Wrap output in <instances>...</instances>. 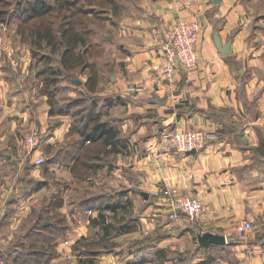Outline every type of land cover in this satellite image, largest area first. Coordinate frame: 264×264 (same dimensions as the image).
<instances>
[{
    "label": "crops",
    "instance_id": "0c3cea01",
    "mask_svg": "<svg viewBox=\"0 0 264 264\" xmlns=\"http://www.w3.org/2000/svg\"><path fill=\"white\" fill-rule=\"evenodd\" d=\"M120 10L111 64L99 67L94 91L87 79L79 89L99 96L100 122L108 123L121 144L111 153L118 184L107 183L115 191L109 195L82 198L79 214L65 212L74 204L63 198L60 207H50L67 227L50 244L59 250L60 238L67 248L81 240L114 241L112 249L91 258L95 264H264V31L252 26L243 0H129ZM193 20L201 26L196 68L166 79L161 47L176 23ZM215 34L223 47L230 44L228 55L217 51ZM129 86L143 92L129 94ZM71 117L69 112L50 117L51 134L43 138L40 131L43 150L53 147L57 157L47 168L73 181L74 162L87 143L79 147ZM195 128L216 136L195 155L158 156L161 133ZM3 158L16 161L14 154ZM44 188L38 183L13 198L14 186L9 203L32 199ZM163 188L199 198L205 210L192 225L182 218L169 222L168 206L154 193ZM101 214L98 223L90 222ZM243 221L254 229L238 242L236 226ZM206 232L224 236L227 244L200 247L197 236ZM143 236L149 239L139 242ZM4 237L0 234L2 243Z\"/></svg>",
    "mask_w": 264,
    "mask_h": 264
},
{
    "label": "rangeland",
    "instance_id": "374dc122",
    "mask_svg": "<svg viewBox=\"0 0 264 264\" xmlns=\"http://www.w3.org/2000/svg\"><path fill=\"white\" fill-rule=\"evenodd\" d=\"M42 1L52 6V11L44 17L26 19L28 0H0V234H5L3 243L0 241V264H70L74 261V264H79L82 260L79 254L88 256L83 251L94 252L95 255L116 245L114 241H100L99 238L90 243L81 240L70 248L60 238L64 244L59 250L50 244L49 236H57L58 231L62 237L67 227L60 212L55 209L49 211L53 207L49 202L55 203L57 198H63L68 204H74L73 207L68 205V209L63 208L64 211L79 214L77 204L82 198L109 195L115 191L110 190L112 187L106 188L107 183L109 186L111 182L113 186L118 183L111 152L97 142L83 146L81 158L86 160L80 161L83 165H92V168L83 169L74 162L73 181L63 173L47 168L57 157L53 147L43 150L41 131H45L43 138L51 134L54 120L50 117L66 112L71 114L74 124L88 114L91 116L92 112L96 120L93 124L100 122L101 114L96 113L101 106L99 96L79 89L91 75L95 74L98 78L97 72L102 64H111L115 52L111 38L115 39L118 35L120 9L129 0H68V6L55 0ZM243 5L252 26L264 31V0H243ZM71 18L78 24L74 28L85 40L84 46L76 52L83 66L60 70L63 48L58 45L57 51H52L46 41L39 40L35 33L45 28L57 35L61 25ZM109 42L113 48L107 47ZM105 56L108 62H104ZM75 80L80 84L75 85ZM47 92L51 97L43 94ZM46 108L49 109L47 115ZM50 108L54 115H51ZM24 112L27 117L22 114ZM32 132H37L40 144L36 151L28 152L23 144ZM3 154H14L16 161L9 164L10 158L4 159ZM39 160L41 163L37 164ZM38 183L44 184L45 188L32 199L9 203L14 186L18 193L13 198H21L25 188L35 190ZM75 218L83 220L81 215ZM184 221L191 225L194 223ZM28 233L30 236L26 240L23 236ZM148 239L143 236L139 242Z\"/></svg>",
    "mask_w": 264,
    "mask_h": 264
},
{
    "label": "built area",
    "instance_id": "2783aa9c",
    "mask_svg": "<svg viewBox=\"0 0 264 264\" xmlns=\"http://www.w3.org/2000/svg\"><path fill=\"white\" fill-rule=\"evenodd\" d=\"M201 33V26L198 20L191 22L180 21L176 23L168 37V41L161 47L163 65L160 68L161 74L170 79L176 71L190 72L196 68L197 54L196 43ZM126 92L132 95L141 94L143 88L129 86ZM215 133H207L201 128L190 129L184 132L167 130L159 136V154H188L190 151H199L204 148L209 140L215 138ZM40 144V137L37 132L27 136L23 148L28 151H36ZM41 161H37L40 164ZM168 206L167 215L169 222L186 219L195 222L199 215L205 210L203 202L196 197L179 196L171 188L158 189L154 192ZM91 213L89 212L88 215ZM254 229L250 222H240L236 226V241H242L244 237Z\"/></svg>",
    "mask_w": 264,
    "mask_h": 264
},
{
    "label": "trees",
    "instance_id": "16d2710c",
    "mask_svg": "<svg viewBox=\"0 0 264 264\" xmlns=\"http://www.w3.org/2000/svg\"><path fill=\"white\" fill-rule=\"evenodd\" d=\"M57 2H63L64 6H68L69 2L68 0H55ZM27 4V9L26 11L28 12V16L26 17V19H30V18H39V17H44L45 15H47L49 12L52 11V6H49V4L44 3L42 0H28ZM71 21V22H70ZM69 22L67 23H63L61 25V28L58 29V31L56 32L57 35H54L53 31L50 29H45L43 28V30L38 29L37 32L35 33V35L39 38V40H44L46 41L47 46H49L52 51H57L58 47H62L63 50L60 53V70H71L74 68H77L79 66H83V63L79 60V58L77 57V50L78 48L81 46L83 47L85 44V40L82 36L81 33H78L79 31H77L74 27H76L78 24L76 22H73L74 19H70ZM56 39L59 40L58 42H56ZM42 42V41H39ZM60 45V46H58ZM85 64V63H84ZM86 67V66H85ZM97 84V78L96 75H91V77H89V79L87 78L86 81V85L88 86L89 91H94L95 86ZM76 85V83H75ZM48 97H51L50 94L47 93H43ZM94 105V104H93ZM52 107V104H51ZM50 113L51 115H54V112L52 111V108H50ZM92 110H94V107L92 106ZM68 113V112H66ZM56 115V114H55ZM90 115L88 114L86 116V118H81L79 122H77V124H72V126L70 127V131L71 133H76L79 135L80 139H81V144L79 145V147L81 148V145L85 144V143H89V144H95L100 143L105 149H108L109 152L111 153H115V149L116 146H120L121 144L115 142V133H112L111 131V127L108 125V123L106 122H96L93 124L95 120V115H93V112ZM91 124H93L91 127H89ZM78 145V144H77ZM80 159H85V158H79L75 163L78 164V167H82L83 169L86 168H92V165L90 166H86L83 165V163H81ZM86 160V159H85ZM86 163H89L88 161H86ZM76 167V165H75ZM55 203H53V201L49 202V204L53 207H60L63 204V200L62 198H57ZM50 212H52L51 208L49 209ZM104 215H98V217L96 219H91L90 222L94 223V221L96 223H98V221L100 219H103ZM52 225L54 226V224L52 223ZM110 225V224H108ZM47 226V225H46ZM52 226V231L54 230ZM49 227V226H48ZM56 228V226H54ZM102 227V226H100ZM33 227L31 228L33 230ZM103 229L106 230V228L103 226ZM30 229V230H31ZM29 230V231H30ZM44 230V229H43ZM28 231V232H29ZM47 232V231H45ZM48 233V232H47ZM49 234V233H48ZM52 235V234H51ZM60 232L57 231V236H49V239H56L61 237L60 236ZM29 233L23 237L29 238ZM51 243V242H50ZM84 255H88V256H83L82 254H79L78 256L82 257L79 260V264H93V259H90L89 256L92 255L91 258H93V254L94 252H86L83 251ZM96 255V254H95ZM28 257V256H27Z\"/></svg>",
    "mask_w": 264,
    "mask_h": 264
},
{
    "label": "water",
    "instance_id": "95a60500",
    "mask_svg": "<svg viewBox=\"0 0 264 264\" xmlns=\"http://www.w3.org/2000/svg\"><path fill=\"white\" fill-rule=\"evenodd\" d=\"M213 41L215 44V47L217 49V51L219 52V54H221L222 56H226L229 54V48H230V44H226L224 47L221 44V41L218 37V35H214L213 37ZM76 85H79V82H76ZM188 154L190 155H195L196 152L190 151L188 152ZM144 197H147V195H143ZM197 243L200 247L206 248L208 246H225L226 240L224 236L221 235H215L209 232L206 233H202L200 235L197 236Z\"/></svg>",
    "mask_w": 264,
    "mask_h": 264
}]
</instances>
